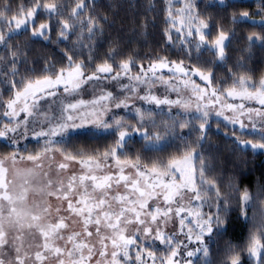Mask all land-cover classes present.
<instances>
[{
	"label": "snow or ice",
	"instance_id": "6c2138e0",
	"mask_svg": "<svg viewBox=\"0 0 264 264\" xmlns=\"http://www.w3.org/2000/svg\"><path fill=\"white\" fill-rule=\"evenodd\" d=\"M216 2L223 5L226 0ZM67 10V6L58 5L56 0H32L30 6H19L16 12L10 3H5L0 8V45L7 50L10 40L15 38L14 33L18 32L48 39L55 30L66 40L76 25L82 24L78 30L86 31L87 39L92 41L101 31L90 16L82 22L87 12L85 0H74L69 18H65ZM38 12L47 13L43 22ZM257 14L264 18V7ZM167 15L170 26L180 34L186 57L191 60L194 52L203 49L219 62L226 60L229 33L218 29L210 39L212 33L207 31L210 18L197 11L194 0H183L182 7L175 12L170 5ZM239 15L242 20L256 24L249 12L242 11ZM53 17L55 29L51 24ZM69 19L74 22L70 23ZM259 27L264 28V19ZM166 38L172 42L170 32L166 31ZM245 39L249 50L258 42L264 48L262 35L254 32ZM66 59L65 67L56 69L51 65L44 69L42 76L17 82L15 77L20 73L17 51L13 50L10 61L0 71V84L7 85L10 93L7 100L0 93V264H26L29 259L34 264H45L50 258L55 264H92L94 257H99L96 264H157V261L159 264H241L242 251L252 264H264V199L254 198L247 189H236L237 206L233 208L232 198L225 196L215 179L208 175L210 168L204 163V154L197 152V148L207 142L211 125L215 123L219 129L221 121L241 151H264V78L254 83L250 76L234 73L229 85L218 88L214 84L211 61L206 62L208 66L197 63L185 66L183 59L169 60L164 56L150 59L145 66L132 56H126L117 64L113 52L86 74L87 66L82 61L77 62L67 54ZM195 59L199 61L200 56ZM4 60L5 57L0 56V62ZM238 67L246 66L241 63ZM165 69L170 74L167 79L162 74ZM122 79H127L128 83L119 84ZM89 81H115L124 95L102 89L101 95L91 101H61L55 116L51 115V106L56 101L48 104L47 111L41 109L40 101L56 97L59 86L63 85L65 93H76ZM158 83L164 86L165 93H176V97L153 93L152 88ZM96 86L102 87L99 83ZM142 87L145 91L141 94ZM184 91L190 92L187 99L182 95ZM133 98L154 105L160 111L132 107L129 101ZM245 102H254L259 107ZM173 106L184 110L183 119H177L180 114L169 115ZM113 107L131 109L135 123L118 114L105 119ZM213 115L218 119L213 121ZM91 128L111 130L113 143L103 151L71 150L72 133L76 132L79 138L86 136ZM183 129L188 132L181 135L179 130ZM134 135L141 138L143 156L139 152L130 156L126 150ZM245 136L252 138H242ZM33 138L43 140L40 151L29 152L27 146L20 143ZM55 153H59L63 161L56 165L57 174L68 169L67 162L80 164L82 174L71 175L67 182H54L48 172H38L44 168L45 159L55 160ZM23 161L31 162L34 167L15 170L23 181L16 191L9 179V170ZM105 168L115 171L105 173ZM126 168H131L133 174H126ZM39 175L43 182L36 184L33 178ZM121 185L125 189L123 193L114 191ZM30 191L66 201L64 211L69 216H57L55 222H44L51 216V206L45 200L35 209L28 208L25 201ZM210 198H214V203H208ZM153 200L158 203L150 204ZM257 203L260 204L259 223L256 222ZM114 204L118 207H113ZM205 205L210 209L208 212L203 211ZM250 210L252 216L248 214ZM55 211L59 213L61 209L57 207ZM233 214L252 225L243 248L227 239ZM73 216L80 218L83 231L65 236L64 230L70 227L67 220ZM173 218L178 221L177 231L167 233L165 226ZM129 225L137 226L132 235L126 234ZM10 228L18 233L11 239ZM25 229H34L42 238L32 254L24 249L22 233ZM177 235L184 239L178 240ZM93 236L97 237L96 243L91 242ZM60 240L65 241L63 246L57 244ZM155 241L164 245V255L157 256L153 247ZM192 244L195 248H189Z\"/></svg>",
	"mask_w": 264,
	"mask_h": 264
},
{
	"label": "trees",
	"instance_id": "16d2710c",
	"mask_svg": "<svg viewBox=\"0 0 264 264\" xmlns=\"http://www.w3.org/2000/svg\"><path fill=\"white\" fill-rule=\"evenodd\" d=\"M5 3H10L13 12H16L19 6H30L32 0H0V8H3ZM56 3L67 6L65 18H69L68 14L74 7V0H56ZM85 3L87 12L81 19L86 22L90 16L101 29L92 41H89L87 36L83 39L78 38V29L82 27V24H77L73 34L66 40L61 39L55 30L48 39L32 37L30 34L23 35L20 32L14 33L15 38L10 40L7 50L4 45H0V56L5 57V60L0 62V71H3L10 61L13 50L17 51V69L20 73L15 77L17 82L40 77L44 74V69L51 65H55L56 69L65 67L68 63L66 54L72 56L77 62L82 61L87 66L86 74H90L94 65L107 60L109 54L114 52L117 64L126 56H132L138 63H143L145 66L150 59L164 56L169 60L183 59L185 65L197 63L200 66H208L206 62L211 61L214 84L218 88L229 85L234 73L250 76L255 83L264 78V48L260 47L258 42L249 50L245 39L254 32L264 36V28L259 27L264 18L257 14L264 7L262 0H226L223 5L218 4L216 0H197V11L202 16L210 18L208 20L210 28L207 30L212 33L210 39L215 37L218 29H224L229 33L230 44L226 50L227 56L224 62L217 61L210 52H204L203 49L198 53L194 52L191 60L185 56L180 36L168 23L167 9L170 6L168 0H85ZM229 4L235 6L228 7ZM242 11L249 12L256 24L242 20L239 15ZM38 15L43 22L47 13L39 12ZM51 24L55 29V17L51 19ZM213 25L215 27H212ZM166 31L172 36L171 43L166 38ZM5 34H8L6 30ZM197 55L200 56L199 61L195 59ZM241 63L246 67L239 68L238 65ZM133 70L136 71L135 66ZM0 93H3L5 100L9 98L7 85L0 84ZM187 132L188 129H183L180 134ZM77 136L78 134L74 133L71 137L73 151L77 148L89 152L103 151L113 143L114 139L112 132H88L86 136L80 135L79 138ZM242 138L251 139L252 137ZM195 139L196 136L193 134L192 140ZM233 140L234 137L224 123L221 122L219 129L213 123L207 142L203 144V147L197 148V152L204 154V163L210 168L208 175L215 179L225 196L232 198L231 206L235 208L237 206L236 189L241 191L249 189L254 198L259 196L260 199H264V153L253 152L251 149L241 151ZM140 141L139 136L131 138L126 149L130 156L137 152L144 155ZM40 144L41 142L31 141L27 144L28 150H34ZM162 155L166 157L167 153ZM208 203H214V198H210ZM256 208V222L259 223V203ZM209 210L208 205H205L203 211ZM248 214L253 215L251 210ZM231 219L230 235L227 239L243 248L247 243L252 225L237 219L235 214ZM220 246L223 247V242ZM241 264H252L247 253L243 251Z\"/></svg>",
	"mask_w": 264,
	"mask_h": 264
},
{
	"label": "rangeland",
	"instance_id": "374dc122",
	"mask_svg": "<svg viewBox=\"0 0 264 264\" xmlns=\"http://www.w3.org/2000/svg\"><path fill=\"white\" fill-rule=\"evenodd\" d=\"M168 1H169V4L171 5L174 12L179 7H182L183 0H168ZM196 2H197V0H194L195 5H196ZM38 14H39V12L37 13V16H39ZM68 16L70 17V13L68 14ZM69 22L73 23L74 20L71 19ZM82 22H83V19H82ZM172 30L175 31V29H173V28H172ZM177 34L180 36L179 33H177ZM77 36H78V38L81 39V37L87 36V32L85 31L82 33L80 31H78ZM185 66H188V65H185ZM135 72L136 71L133 70V73H135ZM162 74L165 76L166 79L170 75L168 73L167 69L163 70ZM197 82L202 83L199 80H197ZM253 82L255 83V81H253ZM97 83H99L102 87L96 86ZM125 83H128L127 79H122L119 82V84H125ZM102 89L105 91H111V92H113L114 95H120L121 97H123V95H124V93L121 92L119 85L115 81H112V82L89 81L88 83L82 85V87L76 93H65L63 91V85H61L56 89V91H57L56 97H49L47 100H41L40 101L41 109L44 111H47L48 110V104L54 100V101H56V103H53L51 106V115L55 116L56 114H58L61 101H63L64 103H67L69 101L76 102L80 99H83L84 101H91L92 99L101 95ZM144 91H145V89L142 87L140 89V93L142 94ZM152 92L155 93L156 95L168 94L170 96V98L176 97V93H165L164 86L159 84V83L155 87L152 88ZM182 95L185 99H187L188 96L190 95V92L184 91L182 93ZM227 102L239 103L240 101L228 100ZM129 103H130V105H132V107H142L145 110L152 108L156 112L160 111V109H157L154 105H149V104L145 103L144 101L140 100L139 98H133L132 100L129 101ZM245 103L249 106L259 107V105L255 104L254 102H245ZM161 107H163L165 109L167 108V106H161ZM117 114L120 116H123L130 123H135V121L132 119L133 113H132L131 109H124V108L116 109L115 107H113L112 110L109 111L105 115L104 118L105 119H111L114 115H117ZM175 114H180L177 116V119H183L184 118V110L180 107L173 106L171 108V112L169 113V115H175ZM157 119H158V117H157ZM211 119H218V118L213 115L211 117ZM222 123H224V122H222ZM257 124H259V120H257ZM229 127H231V126H229ZM179 131H182V130H179ZM89 132H91V133H108V132H111V130L105 131L103 129L91 128ZM74 133H76V132H73L72 134H74ZM134 136H139V135H134ZM31 141L41 142V144L37 148H34V150H31L29 152L40 151V149L43 147V140L42 139L39 141L37 139H34V138L30 139V140H21L20 143L27 146V144ZM27 148H28V146H27ZM256 152H258V151H256ZM261 152L264 153V151H261ZM54 155H55V160L45 159L44 160V168L42 170H37L40 173L48 172L49 178H51L54 182H59L61 180L64 182H67L68 178L71 175L79 176L84 171L80 164H78L76 162H67L69 164L68 169L57 174L56 165L59 162H63V161H62V157L59 155V153H55ZM49 165H51V167H49ZM32 167H34V165H32L31 162H27V161L17 162V164L14 166V168L10 167L9 179L11 181H13L14 190L19 191L20 185L23 182L22 177H19L15 174V170H24V169H28V168H32ZM113 171H115L114 168H112V169L105 168L104 169L105 173L113 172ZM125 172H126V174H130V175L133 174V170L131 168H126ZM97 174L101 175L103 173H97ZM33 182L36 184L42 183L43 182L42 175H39V176L33 178ZM247 190L250 192L249 189H247ZM114 191H119V192L123 193L125 191V189H124L123 185H121L118 189H114ZM45 200H47V203L51 206L52 212H51V216L46 218V220L44 222H48V220L55 222V218L57 216H64V217L69 216V214L66 211H64V209L67 206L66 201L57 200L55 197H43L41 194H39L35 191H30L28 193L25 204L28 208L35 209L36 205H38V204L42 205L45 202ZM187 202H188V198L185 197V203H187ZM156 203H158V201H156V200H153L150 202V204H156ZM161 206H163V205H161ZM57 207H59L61 209V211L59 213H57L55 211V209ZM113 207H118V206L114 204ZM67 223H69L70 227L64 230L65 236H67L68 234H70L72 232H82L83 231V225L80 223L79 217L73 216L67 220ZM136 227H137L136 225L127 226V233L126 234L127 235L134 234V229ZM177 227H178V221L176 218H173V219L169 220V222L165 226V231L167 233H174L177 231ZM8 232H9V238L10 239L18 234L15 229H11V228L8 229ZM102 232H105L106 234H110L108 232V230H106V229H102ZM22 235H23L24 249L26 251H28L29 254L34 253L37 250V245L41 243L42 238L40 237V235L38 233L35 232L34 229L33 230L25 229L23 231ZM176 238L178 240L184 239V237L182 235H177ZM91 242L96 243L97 237L93 236L91 238ZM64 243H65V241H63V240L57 241V244L61 245V246H63ZM97 247H99L98 244H97ZM153 247L157 250V256L158 257L165 254L164 253V245H161L159 243V241H155L153 243ZM189 248H195V245L194 244L189 245ZM108 251H109V253L112 251L110 244H109ZM183 251H184V249L181 248V253H183ZM97 259H99V257H94L92 264H96ZM26 264H34V262H33V260L29 259V260H26ZM45 264H55V262L53 259L50 258L49 260H47L45 262ZM157 264H159L158 261H157Z\"/></svg>",
	"mask_w": 264,
	"mask_h": 264
}]
</instances>
